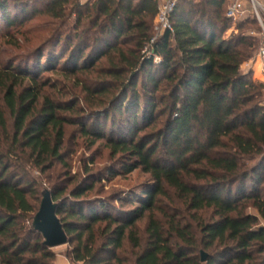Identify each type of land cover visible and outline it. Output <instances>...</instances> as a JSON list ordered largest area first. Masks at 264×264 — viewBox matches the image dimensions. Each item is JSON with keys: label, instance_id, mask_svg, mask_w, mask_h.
Returning a JSON list of instances; mask_svg holds the SVG:
<instances>
[{"label": "trees", "instance_id": "trees-1", "mask_svg": "<svg viewBox=\"0 0 264 264\" xmlns=\"http://www.w3.org/2000/svg\"><path fill=\"white\" fill-rule=\"evenodd\" d=\"M160 2L49 0L25 69L0 68V264H56L33 228L46 191L72 264H264V85L241 69L262 47L259 24L229 19L228 0H179L156 62L143 52ZM7 10L8 27L30 19ZM71 126L104 141L123 174L150 176L136 206L121 199L133 209L85 203L94 183H57ZM33 170L53 173L52 188Z\"/></svg>", "mask_w": 264, "mask_h": 264}, {"label": "rangeland", "instance_id": "rangeland-1", "mask_svg": "<svg viewBox=\"0 0 264 264\" xmlns=\"http://www.w3.org/2000/svg\"><path fill=\"white\" fill-rule=\"evenodd\" d=\"M3 2L7 4V13H10L13 19L16 18L18 22L24 21L25 17L26 20L30 19L22 25L16 24L8 27L2 21V15H0V68L6 63H11L16 69H25L29 62V54L27 53L39 44L36 34L28 32L32 31L31 29L34 27L49 21V18L43 13L49 0H0V4ZM25 7H28V11L23 14L22 10ZM252 30L251 34L262 43L259 26H254ZM33 63L30 62L32 69L35 65ZM241 66L244 73L252 75L255 83L264 85L262 77L260 78L262 81H259V76L262 74L259 52L254 57L241 62ZM41 77H43L42 79H58L49 73H44ZM62 153L64 156V167L60 166L62 175L57 183L73 181L74 179L73 184L69 187L70 190L94 183V190L84 195L81 199L85 203L101 202L109 205L110 208L126 212L133 209V207L121 202V199L123 201H131L136 206L137 202H134V195L141 193L152 184L150 176L141 170L128 175L123 174L118 158L113 159L111 157L110 150L105 146L104 141L98 142L94 147L90 146V140L84 139L76 126L67 128L65 146ZM259 162L258 160L254 162L244 161L243 165H246L248 169H252ZM30 174L33 181L37 182L39 188L41 187L45 190L52 188L53 184H50V182H52L53 173L49 172L41 175L33 170ZM246 183L245 191L249 193V191L255 189L252 182L248 181ZM237 193L238 188L234 187L233 195L235 196ZM262 225H264V222ZM139 227L144 229L146 220L140 222ZM56 249L54 251H63V253L67 254L70 246L66 245Z\"/></svg>", "mask_w": 264, "mask_h": 264}, {"label": "built area", "instance_id": "built-area-1", "mask_svg": "<svg viewBox=\"0 0 264 264\" xmlns=\"http://www.w3.org/2000/svg\"><path fill=\"white\" fill-rule=\"evenodd\" d=\"M80 1L84 2L86 0ZM178 1L179 0H161L160 2L154 37L143 52L148 58L154 57L156 62H159L160 58L154 55L152 46L164 33L168 31L171 33L174 32L172 16L175 12ZM247 14H252L261 28L263 42L259 51V58L261 60V71L264 76V0H229L227 12V17L229 19H231L233 22H237L245 18Z\"/></svg>", "mask_w": 264, "mask_h": 264}, {"label": "water", "instance_id": "water-1", "mask_svg": "<svg viewBox=\"0 0 264 264\" xmlns=\"http://www.w3.org/2000/svg\"><path fill=\"white\" fill-rule=\"evenodd\" d=\"M58 204L54 203L51 193L46 191L38 213L33 220V228L43 235L45 245L56 249L69 244V239L57 216ZM207 255L202 253V262H206Z\"/></svg>", "mask_w": 264, "mask_h": 264}, {"label": "crops", "instance_id": "crops-1", "mask_svg": "<svg viewBox=\"0 0 264 264\" xmlns=\"http://www.w3.org/2000/svg\"><path fill=\"white\" fill-rule=\"evenodd\" d=\"M241 69H242V66H241ZM260 75L261 76H259V81H262V79H260L261 77L264 80L263 74H260ZM55 253L57 254L56 264H72L70 259L67 257L65 253H63V251H60V252L55 251Z\"/></svg>", "mask_w": 264, "mask_h": 264}]
</instances>
